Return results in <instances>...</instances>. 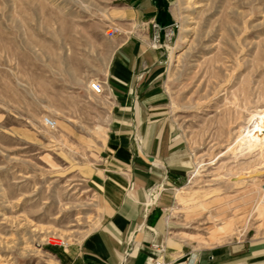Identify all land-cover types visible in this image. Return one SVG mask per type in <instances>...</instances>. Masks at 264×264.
Here are the masks:
<instances>
[{"label":"rangeland","instance_id":"obj_1","mask_svg":"<svg viewBox=\"0 0 264 264\" xmlns=\"http://www.w3.org/2000/svg\"><path fill=\"white\" fill-rule=\"evenodd\" d=\"M118 6L0 0V264H60L105 218L106 33L121 28ZM171 12L157 50L191 170L156 257L179 264L222 247L233 250L223 264H264V0H171Z\"/></svg>","mask_w":264,"mask_h":264},{"label":"crops","instance_id":"obj_2","mask_svg":"<svg viewBox=\"0 0 264 264\" xmlns=\"http://www.w3.org/2000/svg\"><path fill=\"white\" fill-rule=\"evenodd\" d=\"M117 1L121 28L104 81L113 105L102 159L107 213L95 231L58 253L60 264H149L165 242L164 214L191 170L168 112L165 59L151 44L152 23L164 42L171 0ZM232 254L216 247L179 264H223Z\"/></svg>","mask_w":264,"mask_h":264},{"label":"built area","instance_id":"obj_3","mask_svg":"<svg viewBox=\"0 0 264 264\" xmlns=\"http://www.w3.org/2000/svg\"><path fill=\"white\" fill-rule=\"evenodd\" d=\"M151 30H152V38H151V44H152V48L155 49L157 47L160 46V30L161 28L156 24V23H152L151 24ZM120 32V28L117 26H112V28H110L106 35L108 38H114L118 33ZM173 33V31L171 30V28L166 27L164 28V38H167L169 36H171ZM43 125L48 128V129H54L56 127V122L48 117H45L42 120ZM163 252L162 248L159 247L158 249V254H161ZM149 264H165L162 257L159 255L157 257H155L154 259H152L150 261Z\"/></svg>","mask_w":264,"mask_h":264},{"label":"bare ground","instance_id":"obj_4","mask_svg":"<svg viewBox=\"0 0 264 264\" xmlns=\"http://www.w3.org/2000/svg\"><path fill=\"white\" fill-rule=\"evenodd\" d=\"M94 89H95L96 92L99 93V88H94ZM256 118H257V116H252V120H255ZM256 130H258V127L257 126H255V127L248 126L247 128L243 129L242 133H244L246 135L247 134H252L251 136H253L255 138V140L259 141L258 136L255 134ZM189 264H191V262Z\"/></svg>","mask_w":264,"mask_h":264}]
</instances>
